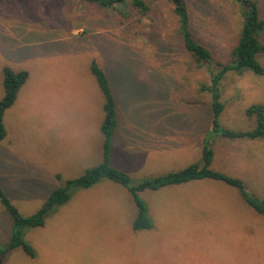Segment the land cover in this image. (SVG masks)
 <instances>
[{
	"label": "rangeland",
	"instance_id": "obj_1",
	"mask_svg": "<svg viewBox=\"0 0 264 264\" xmlns=\"http://www.w3.org/2000/svg\"><path fill=\"white\" fill-rule=\"evenodd\" d=\"M256 2L264 19V0ZM194 39L211 66L195 64L167 0L149 12L104 9L85 0H0V101L4 68L29 78L4 115L0 186L21 215L36 214L56 189L104 161L105 98L91 72L96 61L113 92L117 127L110 165L131 185L201 164L212 143V169L240 179L264 203V141L229 140L212 131L211 72L230 65L246 9L234 0H187ZM260 41L264 43V31ZM264 67V54L258 56ZM220 124L250 131L247 110L264 105V75L229 71L219 86ZM70 200L43 227L24 229L35 251L8 250L13 221L0 201V264H264V213L236 188L191 181L139 195L153 227L135 230L137 207L122 185L101 179L71 187Z\"/></svg>",
	"mask_w": 264,
	"mask_h": 264
},
{
	"label": "trees",
	"instance_id": "obj_2",
	"mask_svg": "<svg viewBox=\"0 0 264 264\" xmlns=\"http://www.w3.org/2000/svg\"><path fill=\"white\" fill-rule=\"evenodd\" d=\"M130 0H85L100 8L109 9L117 6L125 7ZM174 6V13L179 18L182 28V42L186 51L191 55L195 64L199 66H211L214 62V55L206 45L194 39L190 25L192 13L187 0H167ZM246 9L244 25L240 33L238 44L231 52L232 62L230 65L217 64L216 72H211V86L203 87L202 91H210L212 94V131L215 134L229 140H264V105L257 104L247 110V115L256 118V127L250 131H233L224 128L220 124V117L224 111L221 102L219 86L224 76L229 71L241 73L251 71L258 76L264 75V67L258 61V56L264 54V43L260 41V35L264 31V19L260 18L256 2L252 0H234ZM132 6L138 13L145 15L149 12L146 0H132ZM91 72L104 95L105 118L101 126L104 135V161L97 167L88 169L84 175L75 180H69L65 187L54 190L48 197L42 208L34 215L24 217L12 204L10 199L0 187V201L13 221V232L7 246L8 250L22 248L30 257H35V251L24 240V229L43 227L47 218L59 207L66 204L70 198L71 187L90 188L105 178L125 187L133 196L137 207V218L134 223L135 230H147L153 227L149 216L148 207L139 193L145 190H159L167 186L182 185L191 181L215 180L226 183L240 191L245 201L257 210L264 213V203L251 199L246 192L245 186L240 179H235L224 173L213 170L214 150L212 143L205 141L203 144L201 164H192L183 170L170 172L166 175L145 180L141 184L132 186L130 177L111 167L110 155L113 143V136L117 127L116 102L105 72L99 67L96 61L91 64ZM4 97L0 101V142L5 139L7 133L4 126V114L16 101L21 87L26 83L29 73L27 71L15 72L11 68H4Z\"/></svg>",
	"mask_w": 264,
	"mask_h": 264
},
{
	"label": "crops",
	"instance_id": "obj_3",
	"mask_svg": "<svg viewBox=\"0 0 264 264\" xmlns=\"http://www.w3.org/2000/svg\"><path fill=\"white\" fill-rule=\"evenodd\" d=\"M12 70H13V69H12ZM13 71H14V70H13ZM15 72H19V71H16V70H15ZM28 78H29V77H28ZM27 81H28V79H27ZM27 81H26V82H27ZM25 84H26V83H25ZM25 84H24V85H25ZM24 85H23V86H24ZM23 86H22V87H23ZM22 87H21V88H22ZM20 90H21V89H20ZM19 92H20V91H19ZM18 95H19V93H18ZM17 99H18V96H17ZM17 99H16V100H17ZM15 102H16V101H15ZM13 105H14V104H13ZM13 105H12V106H13ZM12 106H11V107H12ZM11 107H10V108H11ZM10 108H9V109H10ZM7 110H8V109H7ZM7 110H6V112H7ZM6 112H5V113H6ZM4 115H5V114H4ZM3 122H4V119H3ZM4 126H5V125H4ZM5 130H6V128H5ZM6 133H7V132H6ZM101 133H102V132H101ZM102 135H103V134H102ZM103 137H104V135H103ZM255 141H256V140H255ZM263 141H264V140H263ZM1 142H2V141H1ZM214 156H215V153H214ZM99 165H100V164H99ZM97 166H98V165H97ZM97 166H96V167H97ZM90 169H91V168H90ZM87 170H88V169H87ZM87 170H86V171H87ZM86 171H85V172H86ZM74 180H75V179H74ZM0 187H1V186H0ZM1 188H2V187H1Z\"/></svg>",
	"mask_w": 264,
	"mask_h": 264
}]
</instances>
